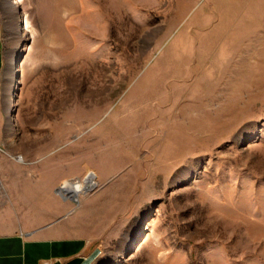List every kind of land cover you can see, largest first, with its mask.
Masks as SVG:
<instances>
[{"label": "rangeland", "instance_id": "obj_1", "mask_svg": "<svg viewBox=\"0 0 264 264\" xmlns=\"http://www.w3.org/2000/svg\"><path fill=\"white\" fill-rule=\"evenodd\" d=\"M8 1L0 220L72 219L93 264H264V0Z\"/></svg>", "mask_w": 264, "mask_h": 264}, {"label": "crops", "instance_id": "obj_2", "mask_svg": "<svg viewBox=\"0 0 264 264\" xmlns=\"http://www.w3.org/2000/svg\"><path fill=\"white\" fill-rule=\"evenodd\" d=\"M4 68L5 50L0 25L1 141L4 140L5 103L8 94ZM72 223V219L63 217L24 230L0 220V264H93L99 255L98 247L84 236L67 234L66 228Z\"/></svg>", "mask_w": 264, "mask_h": 264}, {"label": "water", "instance_id": "obj_3", "mask_svg": "<svg viewBox=\"0 0 264 264\" xmlns=\"http://www.w3.org/2000/svg\"><path fill=\"white\" fill-rule=\"evenodd\" d=\"M6 2H9L8 0H6ZM21 58V54L19 53L18 55H15L13 58V68H14V73H13V82H14V87L13 89H11V93L13 95V98L16 97V94L18 92V88H19V82H18V78H19V70H18V62ZM8 111L10 112H14L13 106H10L8 108Z\"/></svg>", "mask_w": 264, "mask_h": 264}, {"label": "bare ground", "instance_id": "obj_4", "mask_svg": "<svg viewBox=\"0 0 264 264\" xmlns=\"http://www.w3.org/2000/svg\"><path fill=\"white\" fill-rule=\"evenodd\" d=\"M17 2H18L17 0H12L11 3H10V5H11L12 7L16 8V6L14 5V3L16 4ZM25 24H26V22H25ZM20 30L26 31V26H25V27H22V26H21V27H20ZM23 31H22V32H23ZM23 35H24V33H23ZM10 66H13L12 63L10 64ZM13 73H14V68L11 67V71H10V78H11V79H13ZM10 114H11V113H10ZM7 117H9V116L7 115ZM10 117H11V116H10ZM8 119H9V118H8ZM16 160H17V161H22V159H21L20 157H17Z\"/></svg>", "mask_w": 264, "mask_h": 264}]
</instances>
